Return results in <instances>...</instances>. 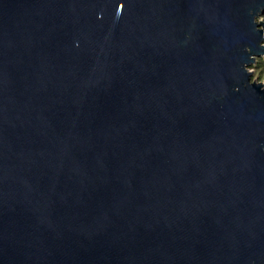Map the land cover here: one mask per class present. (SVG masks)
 <instances>
[{
    "label": "water",
    "instance_id": "water-1",
    "mask_svg": "<svg viewBox=\"0 0 264 264\" xmlns=\"http://www.w3.org/2000/svg\"><path fill=\"white\" fill-rule=\"evenodd\" d=\"M264 0H0V264H264Z\"/></svg>",
    "mask_w": 264,
    "mask_h": 264
},
{
    "label": "trees",
    "instance_id": "trees-1",
    "mask_svg": "<svg viewBox=\"0 0 264 264\" xmlns=\"http://www.w3.org/2000/svg\"><path fill=\"white\" fill-rule=\"evenodd\" d=\"M252 66L257 69L258 80H264V56L258 57Z\"/></svg>",
    "mask_w": 264,
    "mask_h": 264
},
{
    "label": "rangeland",
    "instance_id": "rangeland-1",
    "mask_svg": "<svg viewBox=\"0 0 264 264\" xmlns=\"http://www.w3.org/2000/svg\"><path fill=\"white\" fill-rule=\"evenodd\" d=\"M261 18H263L264 19V16H262ZM250 70H253V75H252V79L254 78V79H257L258 80V76L256 75L257 74V69L255 68H253V66H251L250 67ZM262 82H264V80H261Z\"/></svg>",
    "mask_w": 264,
    "mask_h": 264
}]
</instances>
